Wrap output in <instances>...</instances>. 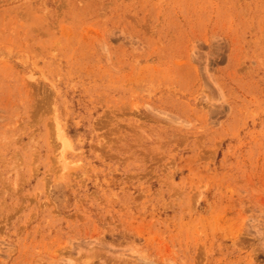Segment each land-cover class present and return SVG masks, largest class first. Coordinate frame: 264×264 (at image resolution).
<instances>
[{
	"label": "rangeland",
	"instance_id": "rangeland-1",
	"mask_svg": "<svg viewBox=\"0 0 264 264\" xmlns=\"http://www.w3.org/2000/svg\"><path fill=\"white\" fill-rule=\"evenodd\" d=\"M0 264H264V0H0Z\"/></svg>",
	"mask_w": 264,
	"mask_h": 264
}]
</instances>
